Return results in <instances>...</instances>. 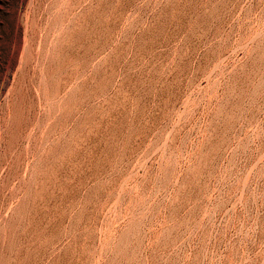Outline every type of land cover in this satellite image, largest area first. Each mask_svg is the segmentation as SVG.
Wrapping results in <instances>:
<instances>
[{
	"label": "rangeland",
	"instance_id": "374dc122",
	"mask_svg": "<svg viewBox=\"0 0 264 264\" xmlns=\"http://www.w3.org/2000/svg\"><path fill=\"white\" fill-rule=\"evenodd\" d=\"M0 264H264V0H0Z\"/></svg>",
	"mask_w": 264,
	"mask_h": 264
}]
</instances>
